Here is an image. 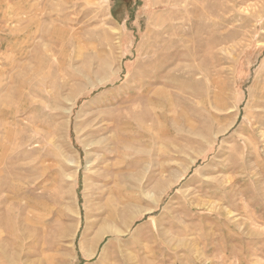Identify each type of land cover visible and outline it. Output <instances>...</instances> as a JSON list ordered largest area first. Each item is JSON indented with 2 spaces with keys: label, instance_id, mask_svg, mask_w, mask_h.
<instances>
[{
  "label": "rangeland",
  "instance_id": "374dc122",
  "mask_svg": "<svg viewBox=\"0 0 264 264\" xmlns=\"http://www.w3.org/2000/svg\"><path fill=\"white\" fill-rule=\"evenodd\" d=\"M0 264H264V0H0Z\"/></svg>",
  "mask_w": 264,
  "mask_h": 264
},
{
  "label": "bare ground",
  "instance_id": "6f19581e",
  "mask_svg": "<svg viewBox=\"0 0 264 264\" xmlns=\"http://www.w3.org/2000/svg\"><path fill=\"white\" fill-rule=\"evenodd\" d=\"M148 100V99H147ZM154 101V100H153ZM155 102V101H154ZM151 104H152V102H151ZM154 104V103H153ZM137 117V116H136ZM109 119V118H108ZM98 124V123H97ZM107 124V123H106ZM101 146V145H100ZM127 213H128V207H124V208H122L121 209V211L119 212V214H117V215H124V216H127ZM111 214H112V212H111ZM20 217H21V215H20ZM126 230V229H125ZM110 231H112V229H106V230H103V231H101V233H99V235L97 236V237H100V236H102L103 234H105L106 232L108 233V232H110ZM115 232H118V233H122V229H119V228H117V229H114V233ZM106 233V234H107ZM105 236V235H104ZM94 238V237H93ZM95 240V239H94ZM93 240V241H94ZM100 240V239H99ZM98 241V240H97ZM96 241V242H97ZM90 242V241H89ZM96 242L94 243V244H96ZM91 243H93L92 241H91ZM90 246H91V244H90ZM84 248V247H83ZM87 248V247H86ZM90 248V247H89ZM88 248V249H89ZM93 249V248H92ZM87 251H90V250H87ZM84 253L85 254H87L88 255V253L87 252H85V250H84ZM90 253H92V252H90Z\"/></svg>",
  "mask_w": 264,
  "mask_h": 264
}]
</instances>
